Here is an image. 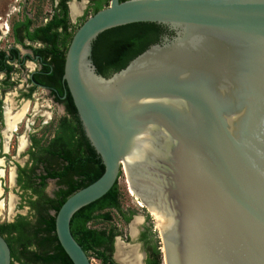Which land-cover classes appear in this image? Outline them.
Returning a JSON list of instances; mask_svg holds the SVG:
<instances>
[{
  "label": "water",
  "instance_id": "water-1",
  "mask_svg": "<svg viewBox=\"0 0 264 264\" xmlns=\"http://www.w3.org/2000/svg\"><path fill=\"white\" fill-rule=\"evenodd\" d=\"M136 23L170 34L99 74L94 42ZM63 79L105 168L56 215L73 264L91 261L72 218L121 173L156 222L162 264H264V0H110L74 33Z\"/></svg>",
  "mask_w": 264,
  "mask_h": 264
},
{
  "label": "trees",
  "instance_id": "trees-1",
  "mask_svg": "<svg viewBox=\"0 0 264 264\" xmlns=\"http://www.w3.org/2000/svg\"><path fill=\"white\" fill-rule=\"evenodd\" d=\"M109 2L96 0L91 15L106 8ZM168 33L165 27L154 23H136L102 33L93 45V60L98 73L111 77ZM73 35H68V43ZM6 70L10 71L11 67H6ZM68 96L67 116L60 121L53 149L49 150L54 160L43 165V174L38 177L28 176L26 183H22L21 178L19 180L22 188H32L38 195L37 201L30 202L36 210V219L31 221L28 217L19 216L14 223L0 225V235L5 237L11 249V264H73L58 240L56 215L72 194L89 186L104 173L102 160L89 143L73 100ZM39 166L35 164L30 173L34 174ZM35 180H39L38 185L43 189L47 180H55L58 190L54 198H48L41 188H33ZM111 211L118 212L126 223L135 214L132 210L123 211L118 182L104 197L79 210L71 220L72 235L83 250L108 264H113L109 254L114 237L122 234L115 228L92 227V223H110ZM160 248L161 245H155L152 250L156 264H161Z\"/></svg>",
  "mask_w": 264,
  "mask_h": 264
},
{
  "label": "flooded vegetation",
  "instance_id": "flooded-vegetation-1",
  "mask_svg": "<svg viewBox=\"0 0 264 264\" xmlns=\"http://www.w3.org/2000/svg\"><path fill=\"white\" fill-rule=\"evenodd\" d=\"M45 1L50 4L51 11L48 13H44L43 6L40 5L35 6L33 13L24 8L21 13H17L19 18L12 17L7 19L5 24L0 25V44L2 35L12 39V45L7 48L0 46V171L4 170L6 164L12 165L10 166V169H14V186L12 188L15 190L11 193L15 198L13 211L10 213L12 218L0 222V225L14 223L19 216L28 217L31 221L36 219V210L30 205V202L37 201L38 195L32 188H22L19 180L21 178L22 183H26L29 181L28 176L38 177L43 174V165L54 160L53 153L49 150L53 149L52 143L60 121L67 116L68 94L70 95L63 79L64 71L61 75L64 70L66 52L70 45L68 35H73L85 22V18L92 16L93 6L96 2V0H39V3L45 5ZM74 3H76V7L82 6H80L81 11L78 10L79 14L75 16L72 15L71 10V5ZM169 34H164L160 42L164 36ZM6 67H11V70H6ZM24 73H26L25 81L22 76ZM37 90L45 91L51 103L62 109V114L57 116L55 121L51 115H48L38 127H36V120L40 115L41 106L32 108L33 97ZM26 104H29L28 112L15 127V130L7 133L8 135L10 133V139L7 141L5 135L7 108L13 107V113H17ZM21 139L25 140L23 149H20ZM11 148H14L12 155L10 154ZM35 164L40 166L34 174H31L30 170ZM3 179V175L0 173V187L2 192L4 191L0 196V202L5 201V195L10 190L5 187ZM35 181L33 188L43 189L38 185L39 180ZM49 181L55 180H47L43 191L48 198L52 199L55 193L53 195L47 193ZM23 210H26L27 213L22 212ZM135 219L136 216L133 215L129 222L123 221L129 225ZM144 228L139 240L146 246V253H140L142 260L140 257L139 264H156L152 253L155 246L154 236L147 225ZM120 237L122 235L114 237L112 251L109 254L113 264H123L116 258L118 242H123ZM135 247L139 251V246ZM129 249L131 253L138 254L135 249ZM99 261L102 264H108L102 260Z\"/></svg>",
  "mask_w": 264,
  "mask_h": 264
},
{
  "label": "rangeland",
  "instance_id": "rangeland-1",
  "mask_svg": "<svg viewBox=\"0 0 264 264\" xmlns=\"http://www.w3.org/2000/svg\"><path fill=\"white\" fill-rule=\"evenodd\" d=\"M45 5H41L39 3V0H0V25L6 23L7 19H11L12 17H20L17 16V13H21L24 8H26V11L28 12H34L35 6L40 5L43 6V12L48 13L51 11L50 4L48 1H45ZM81 5H79L77 8L80 10ZM81 11V10H80ZM8 15H10V18H8ZM3 29V28H2ZM4 31V29H3ZM9 45H12V39L9 36L2 35L1 38V48H7ZM23 80L26 79V73L22 74ZM14 92V91H13ZM15 95V94H14ZM34 105L32 108L36 106L40 107V115L37 116L36 120V127L40 125V123L43 120H46V117L48 115H51L54 118V121L56 120L57 116L62 114V109L56 105H53L49 99V96L47 93L43 90H37L34 94ZM29 107V104H28ZM13 107H8V109L12 112ZM13 113V112H12ZM10 135V133H9ZM24 138V137H23ZM10 139V138H9ZM14 153V148H11L10 154L12 155ZM1 165L3 167V162L1 161ZM10 164H6L3 170V183L5 187L9 190V193L5 195V201H4V212L2 211L0 214V222L8 221L10 218H12L11 214L14 207V201L15 198L12 196L11 193H13L15 190L12 188L13 186L10 185L9 180V173L14 169H10ZM11 186V187H10ZM118 186L121 192V203L123 211L127 212L129 210H132L135 212L136 219L130 223L129 225H126L123 221V217L116 211H111L112 221L110 223L105 222H94L92 223V227L99 228V229H111L115 228L117 231H119L122 234L121 240L123 242H118L123 244L126 247L133 248L136 250V252L140 255V253L145 254L146 253V246L140 242V235L144 232V227L147 225L149 229H151L152 234L154 236V245H160V235L159 231L156 226V222L154 218L143 208V206L139 203V200L132 194V192L129 189L127 178L124 173L121 174L120 179L118 181ZM57 190V185L55 181H49L48 187H47V193L49 195H53ZM4 192V191H3ZM11 194V195H10ZM3 195V194H2ZM9 200V204H8ZM7 204V206H6ZM9 206V208H8ZM12 210H11V208ZM22 212L27 213L26 210H23ZM139 219L140 223H136L134 225L135 232L132 234V224L136 222V220ZM129 245V246H128ZM135 246H139L138 248ZM91 259V264H102L99 260H97L93 254H89ZM141 260L142 256L140 255Z\"/></svg>",
  "mask_w": 264,
  "mask_h": 264
},
{
  "label": "bare ground",
  "instance_id": "bare-ground-1",
  "mask_svg": "<svg viewBox=\"0 0 264 264\" xmlns=\"http://www.w3.org/2000/svg\"><path fill=\"white\" fill-rule=\"evenodd\" d=\"M71 10H72V15L75 16L77 14H79V11L76 7V3L71 5ZM29 107L28 104H26L25 106H23V108L18 111L17 113H12L10 109L7 108L6 110V125H7V130H6V140L8 141L10 138V135H8L7 133L10 131L15 130V127L23 120V118L25 117L26 113L28 112ZM20 149H23L25 146V140L21 139L20 140ZM1 175H3V170L0 171ZM4 176V175H3ZM9 180H10V185L13 186L14 185V171L12 170L10 172L9 175ZM3 194L2 189L0 187V196ZM11 208V207H10ZM4 210V201L0 202V214L1 212ZM12 210V208H11ZM157 224L159 225L160 222L158 220V218H156ZM136 223H140V220L137 219L135 223L132 224V234H134L135 229H134V225H136ZM132 249V248H131ZM117 259L118 261H120L123 264H139L140 261V255L139 254H133L130 252L129 247H126L120 243H118L117 246Z\"/></svg>",
  "mask_w": 264,
  "mask_h": 264
}]
</instances>
